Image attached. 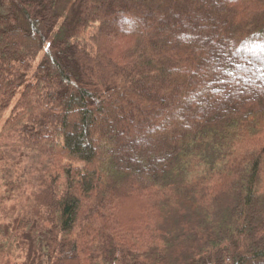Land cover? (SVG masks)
<instances>
[{
    "label": "trees",
    "instance_id": "obj_1",
    "mask_svg": "<svg viewBox=\"0 0 264 264\" xmlns=\"http://www.w3.org/2000/svg\"><path fill=\"white\" fill-rule=\"evenodd\" d=\"M57 2L0 0V264H264V0Z\"/></svg>",
    "mask_w": 264,
    "mask_h": 264
},
{
    "label": "rangeland",
    "instance_id": "obj_2",
    "mask_svg": "<svg viewBox=\"0 0 264 264\" xmlns=\"http://www.w3.org/2000/svg\"><path fill=\"white\" fill-rule=\"evenodd\" d=\"M67 2H68V0H58V2H57V7L59 6L60 9L62 10V13L64 12V14H67L68 11H69V4L70 3H67ZM116 26L118 27V29H124V28H126V24H124V23H117ZM42 54H43V50H41V52L37 55V57L33 61L32 66H31V70L36 66V64L39 63L40 59L42 58ZM17 96L18 95H15L14 96L13 101H14V99ZM7 113L5 114V117H6ZM7 206L9 207V204ZM4 222H6V218H4L3 214L0 212V224H2Z\"/></svg>",
    "mask_w": 264,
    "mask_h": 264
}]
</instances>
